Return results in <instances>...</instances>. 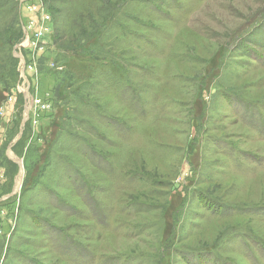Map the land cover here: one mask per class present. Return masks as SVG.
I'll return each instance as SVG.
<instances>
[{
	"label": "rangeland",
	"instance_id": "374dc122",
	"mask_svg": "<svg viewBox=\"0 0 264 264\" xmlns=\"http://www.w3.org/2000/svg\"><path fill=\"white\" fill-rule=\"evenodd\" d=\"M0 264H264V0H0Z\"/></svg>",
	"mask_w": 264,
	"mask_h": 264
},
{
	"label": "trees",
	"instance_id": "16d2710c",
	"mask_svg": "<svg viewBox=\"0 0 264 264\" xmlns=\"http://www.w3.org/2000/svg\"><path fill=\"white\" fill-rule=\"evenodd\" d=\"M15 2H18V0H15ZM21 23V21H20ZM74 49H85V42H80L78 44H74ZM82 52V51H81ZM80 53V52H79ZM83 53H86V54H89V55H93V50H92V53L91 52H86L84 51ZM64 54V53H63ZM86 57V56H85ZM90 57V56H89ZM82 59H87V58H82Z\"/></svg>",
	"mask_w": 264,
	"mask_h": 264
},
{
	"label": "built area",
	"instance_id": "2783aa9c",
	"mask_svg": "<svg viewBox=\"0 0 264 264\" xmlns=\"http://www.w3.org/2000/svg\"><path fill=\"white\" fill-rule=\"evenodd\" d=\"M25 1V0H24ZM23 36H24V38H23V40H22V44H24L27 40H28V35H27V33L25 32V33H23Z\"/></svg>",
	"mask_w": 264,
	"mask_h": 264
}]
</instances>
